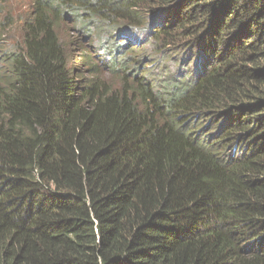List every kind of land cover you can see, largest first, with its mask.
Masks as SVG:
<instances>
[{
  "label": "trees",
  "instance_id": "obj_1",
  "mask_svg": "<svg viewBox=\"0 0 264 264\" xmlns=\"http://www.w3.org/2000/svg\"><path fill=\"white\" fill-rule=\"evenodd\" d=\"M20 1L0 264H264V0Z\"/></svg>",
  "mask_w": 264,
  "mask_h": 264
},
{
  "label": "rangeland",
  "instance_id": "obj_2",
  "mask_svg": "<svg viewBox=\"0 0 264 264\" xmlns=\"http://www.w3.org/2000/svg\"><path fill=\"white\" fill-rule=\"evenodd\" d=\"M13 8L15 11H21L23 9H25L24 6V2L20 1V0H0V19L2 18V15H4L9 8ZM17 32L14 29H11L5 33L2 34V37L0 38V49H9L11 48V45L13 44L12 38L14 35H16ZM89 37V36H87ZM80 40V44L87 46V38L86 40L84 39V37H79ZM92 46H94L93 44H91ZM74 49L70 52V54L76 58L77 61L79 57H81L83 50L81 49H76L77 46L73 47ZM2 50V52H3Z\"/></svg>",
  "mask_w": 264,
  "mask_h": 264
}]
</instances>
